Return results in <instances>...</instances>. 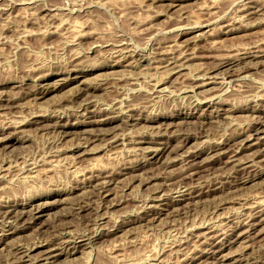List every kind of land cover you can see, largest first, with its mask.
I'll use <instances>...</instances> for the list:
<instances>
[{"label": "rangeland", "instance_id": "374dc122", "mask_svg": "<svg viewBox=\"0 0 264 264\" xmlns=\"http://www.w3.org/2000/svg\"><path fill=\"white\" fill-rule=\"evenodd\" d=\"M5 210L0 264H264V0H0Z\"/></svg>", "mask_w": 264, "mask_h": 264}, {"label": "bare ground", "instance_id": "6f19581e", "mask_svg": "<svg viewBox=\"0 0 264 264\" xmlns=\"http://www.w3.org/2000/svg\"><path fill=\"white\" fill-rule=\"evenodd\" d=\"M253 1H254V0H253ZM160 62H161V61H160ZM176 65H177V64H176ZM179 67H180V66H179ZM181 68H182V67H181ZM69 71H70V73L68 74V76H71V74H73V73H74V74H78L76 69H75V70H74V69H72V70L70 69ZM78 71H79V70H78ZM63 73H64V72H63ZM65 73H66V72H65ZM73 77L76 78L75 76H73ZM73 77H72V78H73ZM197 85H198V84H197ZM201 85H202V84H201ZM201 85H200V86H201ZM189 91H190V90H189ZM208 91H209V90H208ZM211 98H212V97H211ZM131 105H133V104H131ZM127 106H128V105H127ZM129 106H130V105H129ZM130 107H131V106H130ZM137 107H138V106H137ZM129 109H130V108H129ZM105 115H106V114H105ZM135 119H136V118H135ZM259 133H260V130H259L258 128L253 129V134H256V135H257V134H259ZM256 139H258V138H256ZM113 140H115V138H114ZM113 140H112V141H113ZM241 140H242V139H241ZM248 140H249V138H247V139L244 140V141H248ZM158 143H160V142H158ZM165 143H166V142H165ZM239 143H240V142H239ZM168 146H169V145H168ZM245 147H246V146H245ZM247 147H248V146H247ZM164 149H165V146H162L161 148L158 147V148L155 150V154H156V155H158L159 153L161 154V152H162ZM178 149H179V148H178ZM84 150H85V149H84ZM149 150H150V149H149ZM175 150H176V149H175ZM82 152H83V151H82ZM83 153H84V152H83ZM156 155H155V156H156ZM141 158H142V157H141ZM156 159H157V158H156ZM175 159H176V158H175ZM240 159H241V158H240ZM249 161H250V160H249ZM241 163H242V161H241ZM253 164H254V163H253ZM253 164H252V165H253ZM241 165H242V164H241ZM241 165H240V166H241ZM248 165H249V164H248ZM254 165H256V164H254ZM243 166H245V165H243ZM246 166H247V165H246ZM246 166H245V167H246ZM247 167H249V166H247ZM250 167H251V165H250ZM27 169H28V168H27ZM242 169H243V168H242ZM249 169H250V168H249ZM28 170H31V169H28ZM97 184H98L97 186H99V184H101V183H97ZM102 184H103V183H102ZM2 186H3V185H2ZM97 186H96V187H97ZM101 186H102V185H101ZM98 188H99V187H98ZM96 190H97V189H96ZM258 206H259V205H258ZM32 209H33V210H32L30 213H28V211H26V212L24 211V212H22V213H23L22 215L20 214L21 216H18V218H16V219H18V221H19L20 219H22V217L27 216L26 219L24 218L23 221L21 220V221L23 222V223H22V226H21L22 228L27 227L28 224L33 223L34 220L37 219V218L39 217V216H36V215H37V213H39V212L41 211V209L36 208V207H35V208H32ZM28 210H29V209H28ZM11 212H12V210H5V211L2 212V214H1V212H0V215H2V216L5 217V218H11V217H13V216H10V217H9V215H11ZM14 212H15V211H14ZM249 212H250V211H249ZM251 213H252V212H251ZM259 213H260V212H259ZM252 217H253V215H252ZM259 217H260V216H259ZM255 218H256V217H255ZM262 218H264V215H263ZM259 219H260V218H259ZM260 221H261V219H260ZM11 222H12V221H11ZM26 225H27V226H26ZM253 225H255V223H254ZM24 226H25V227H24ZM19 227H20V226H19ZM21 227H20V228H16V227H15L16 229L14 228L13 231H12V233L9 232L8 235H10V233H11V234L15 233L17 229H22ZM260 228H261V227H260ZM1 229H2V228H1ZM244 229H246V228H244ZM248 232H249V231H248ZM240 233L243 234V232H240ZM238 234H239V233H238ZM4 236H7V234H3V237H4ZM238 236H239V235H238ZM244 236H245V235H244ZM206 238H207V237H206ZM204 239H205V237H204ZM209 239H210V238H209ZM234 239H235V238H234ZM203 241H204V240H203ZM2 242H3V241H2ZM220 242H221V241H220ZM30 250H31V249H30ZM26 254L28 255V253H25V255H26ZM29 255H30V254H29ZM29 255H28V257H29ZM24 257H25V256H24ZM24 257H23V258H24ZM52 257H53V256H52ZM211 257H212V256H211ZM20 258H21V257H20ZM31 258H32V257H31ZM238 258H239V257H238ZM242 258H245V257H242ZM18 259H19V258H18ZM221 259H222V258H221ZM224 259H225V258H224ZM240 260H242V259H240ZM245 260H246V259H245ZM219 261H220V259H219ZM233 261H234V260H233ZM236 261H237V260H236ZM243 261H244V260H243ZM245 262H246V261H245ZM251 262H252V261H251ZM204 263H205V262H204ZM217 263H218V262H217ZM217 263H216V264H217ZM222 263H223V262H221V264H222ZM228 263H229V262H228ZM228 263H227V264H228ZM233 263H235V262H233ZM238 263H239V262H238ZM239 264H241V263H239ZM250 264H252V263H250Z\"/></svg>", "mask_w": 264, "mask_h": 264}]
</instances>
